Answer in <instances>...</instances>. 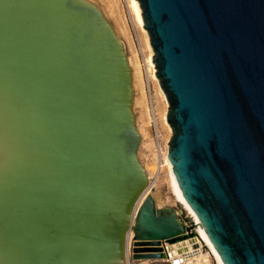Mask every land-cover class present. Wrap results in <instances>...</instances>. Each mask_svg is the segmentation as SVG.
<instances>
[{"label": "water", "instance_id": "1", "mask_svg": "<svg viewBox=\"0 0 264 264\" xmlns=\"http://www.w3.org/2000/svg\"><path fill=\"white\" fill-rule=\"evenodd\" d=\"M179 189L223 264H264V0H138ZM123 41L88 0H0V264L163 257ZM182 212V210H180Z\"/></svg>", "mask_w": 264, "mask_h": 264}, {"label": "rangeland", "instance_id": "2", "mask_svg": "<svg viewBox=\"0 0 264 264\" xmlns=\"http://www.w3.org/2000/svg\"><path fill=\"white\" fill-rule=\"evenodd\" d=\"M99 7L107 20L111 23L118 37L123 41L126 47L127 54L131 57L135 65L136 71V87L134 89L133 111L136 118V126L143 134V142L139 149V157L144 156V147H146L149 138V121L151 117V106L149 102V95L147 85L150 87L152 105L156 114L157 120L167 136L168 131L165 123L162 120V114L165 109V101L159 96L157 86L153 79V67L149 64L148 55L149 49L145 45L144 34L140 27L136 24L133 14L129 8V0H88ZM153 55V54H152ZM152 67V68H151ZM137 88V89H136ZM162 196V201L157 207H173L179 211V215H185L181 212L180 207L175 202L174 197L170 193L168 187L167 175L165 174L160 188L157 189ZM156 192V191H155ZM154 192V193H155ZM154 193L152 194L154 197ZM155 198V197H154ZM156 201V199H155ZM190 237L187 234L179 240H186ZM177 240V241H179ZM159 259V258H158ZM145 264H166L162 260H143ZM139 261L135 262V264Z\"/></svg>", "mask_w": 264, "mask_h": 264}, {"label": "bare ground", "instance_id": "3", "mask_svg": "<svg viewBox=\"0 0 264 264\" xmlns=\"http://www.w3.org/2000/svg\"><path fill=\"white\" fill-rule=\"evenodd\" d=\"M129 8L133 14V17H134L136 24L140 27L141 31L144 34V40L146 43L145 45L147 46V48L149 49V52H150V54L147 57L148 58L147 61L149 62V64L151 66H154V63L152 62V56L154 55V52H153V49H152L150 42H149V36H148L147 30L143 27V21H142V16H141L142 10L139 7L138 0H129ZM125 49H126V47H125ZM128 61H129V65H130L131 71H132L133 93H135L134 89L137 85L135 83L136 82V71L134 68L135 67L134 62L132 61V59L129 55H128ZM152 72H153V79L155 80V83L157 86V92L156 93L159 94V96L165 101V104H166L164 112L162 114V120L165 123L168 131L172 134L171 127L166 120L168 101H167V98H166L163 90L161 89V87L159 85L158 79L155 76L154 67H153ZM133 101H134V99H133ZM138 131H139V129H138ZM139 133L141 135V139H142L141 143H142L144 140L143 134L141 133V131H139ZM144 167L146 170L151 168L150 165H147V164ZM165 174L167 175V182H168V187L170 189V193L174 197L175 202L178 204V206L180 207L182 212L186 215V217L189 218L193 222V228L188 231V234H190V237L188 239L180 242L176 246H179L184 252H186L189 255L188 264H223V262L221 261L217 251L215 250L212 243L208 239L203 227L200 225V222H199L196 214L194 213V211L192 210L190 205L187 203V201L184 199V197H183V195L179 189L178 183H177L175 175L173 173L172 165L170 164L168 157H167V165H166V173ZM154 197H153L154 200L156 199V201H155L156 205L159 206L160 202L162 201V196L157 189H156V192L154 193ZM141 200H143V197H141ZM177 212H178V214L180 213L179 211H177ZM143 260H146V259H142V261ZM155 260L159 261L161 259H155ZM137 261H141V260H137Z\"/></svg>", "mask_w": 264, "mask_h": 264}, {"label": "built area", "instance_id": "4", "mask_svg": "<svg viewBox=\"0 0 264 264\" xmlns=\"http://www.w3.org/2000/svg\"><path fill=\"white\" fill-rule=\"evenodd\" d=\"M156 72V69H155ZM154 72V73H155ZM149 102L151 106V117L149 121V138L146 147H144V156L140 157V162L143 166L150 165V169H145L147 173V187L143 192V199L147 195H152L156 189L160 188L161 181L166 173L167 157L169 152V140L171 133L167 136L162 130L154 108L152 105L151 91L149 85H147ZM140 156V155H139ZM145 164V165H144ZM145 168V167H144ZM143 200H140V202ZM179 241H160L158 247L161 249L163 257L160 258L166 264H188L189 255L184 252L179 246H176ZM132 244H133V232L130 230L127 233L126 238V253H127V264H135V260L131 259L132 254Z\"/></svg>", "mask_w": 264, "mask_h": 264}, {"label": "crops", "instance_id": "5", "mask_svg": "<svg viewBox=\"0 0 264 264\" xmlns=\"http://www.w3.org/2000/svg\"><path fill=\"white\" fill-rule=\"evenodd\" d=\"M138 263H141V264H145L146 263V261H139Z\"/></svg>", "mask_w": 264, "mask_h": 264}]
</instances>
